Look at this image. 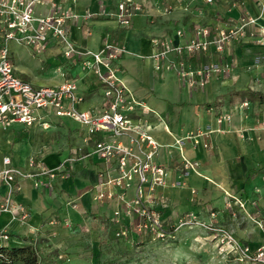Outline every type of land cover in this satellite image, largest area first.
<instances>
[{"label": "crops", "instance_id": "obj_1", "mask_svg": "<svg viewBox=\"0 0 264 264\" xmlns=\"http://www.w3.org/2000/svg\"><path fill=\"white\" fill-rule=\"evenodd\" d=\"M53 1L78 14L76 20L70 19L67 22L70 37L76 46L96 50L104 42H110L126 50L118 59L123 82L138 99L145 101L162 117L163 120L160 121L150 113L148 121L150 134L160 144L156 160L167 169V183L151 193L150 199L152 206L160 212L166 223H171L169 219L179 217L180 214L198 213L200 205L214 209L215 224L224 225L222 220L226 217L237 220V217L230 216V211L225 206L226 193L241 198L250 213L259 208L264 211V129H249L264 117V101L247 99L249 105L244 109L247 117H243L244 110L234 107L242 99L232 104H213L219 98L221 86L213 79L215 76L209 79L204 88H190L172 71L154 69L151 57V39L156 35H173L176 27L192 28L198 24L214 23L218 12L222 18L233 20L237 17L238 10L232 3L241 1L250 14L258 15L261 8L257 3L253 0H134L141 5V10L132 17L131 26L123 27L110 15L118 0H76L74 3L72 0H44L37 5L36 14H47ZM101 5L104 6L103 14H100ZM85 11L92 13V16L84 18ZM258 22L264 25V10ZM250 45L252 44H232L225 49V56L231 59L230 55L235 54L238 65L242 63V54H248ZM209 55L200 56L198 61L211 57ZM197 56L194 57L195 60ZM51 57L50 55L47 59L50 61ZM65 67L68 76L76 79L77 93L84 97L78 107L100 106L103 91L94 73L82 68L80 64H66ZM235 70L237 69H232L231 73ZM16 72L18 74L17 67ZM63 80L59 76V80L53 85L60 84ZM154 82L159 86L156 94L143 87L147 84L151 88ZM163 86L167 88L164 89ZM207 103H210L209 106H206ZM225 111H231V121L219 126L215 121L216 115ZM51 122L50 128L46 130L39 126L27 128L20 123L0 129V155L10 156L12 165L22 170H29L27 160L30 156L40 157L46 166L55 167L61 159L82 144L83 131L77 125L75 129H70L69 136L73 142L71 146L66 143L62 150L51 148L53 145L47 146L44 140L52 130L58 128L61 142L68 133L64 130L65 122L62 118H54ZM196 130L207 132L201 141H207L208 147H203L201 142L195 145L184 138L186 134ZM210 130L213 131L208 132ZM39 131L44 142H35L36 132ZM177 139H183L181 144L176 142ZM182 156L199 163L198 173L191 170L184 173ZM102 169L104 165L97 158H83L74 163L70 178L52 180L51 188L35 187L32 179H21L16 199L28 208V221L32 223L60 218L82 224L90 214H107L113 207L122 206L116 198L102 203L92 200L97 174ZM6 189V186H1L0 193L3 194ZM161 197L166 199V206L161 204ZM229 200L231 208L237 214L242 212L234 198ZM246 222V228H249L250 220L247 218ZM2 228L20 236L29 232L25 225L14 220L7 212L0 213V229ZM260 233L259 239L250 236L241 241L255 247L264 241L262 231ZM16 241L22 242L18 239Z\"/></svg>", "mask_w": 264, "mask_h": 264}, {"label": "built area", "instance_id": "obj_2", "mask_svg": "<svg viewBox=\"0 0 264 264\" xmlns=\"http://www.w3.org/2000/svg\"><path fill=\"white\" fill-rule=\"evenodd\" d=\"M75 1L72 0L73 3ZM43 2L44 0H0V129L20 123L27 128L39 126L46 130L50 128L54 118H68L82 128V144L61 159L55 167L46 166L40 157L30 156L27 160L29 170H22L12 165L10 156L0 155V187H7L3 194L0 193V213L7 212L22 223L28 222L30 211L16 199L21 179H32L35 187L51 188L52 180L71 177L75 162L95 157L104 165V169L97 174L93 201L102 203L118 199L122 206L113 211L112 219L120 220L121 213L130 217L135 236L145 235L157 240L173 237L180 225L189 224L193 220L188 218L180 219L179 224L166 223L151 204V193L167 183V169L156 160L160 144L149 132L147 116L156 112L145 101L138 99L123 82L118 59L126 50L110 42H104L96 50L76 46L70 37L67 22L70 19L76 20L78 14L70 8H62L55 1L47 14H36L37 5ZM140 10L141 5L134 0H118L110 15L119 25L129 27L132 17ZM103 13L104 6L101 5L100 14ZM83 16L90 18L92 13L85 11ZM237 32L232 28L205 24L190 31L177 29L174 32L176 41L170 36L153 37L151 57L154 69H173L188 87L204 88L210 74L224 73L227 71V64L208 63L203 67L193 68L186 58L209 50L221 52L224 43ZM11 42L25 45L35 54H42L55 46L65 63L80 64L82 68L92 71L103 91L101 105L79 108L78 104L83 102L84 97L77 93L76 79L68 76L66 67L63 69L64 66L61 65L57 67L59 75L64 78L60 84L34 86L23 80L17 74L11 59ZM248 105L249 101L244 99L234 107L244 110ZM157 116L163 120L160 115ZM243 117H247L245 110ZM231 118V111H225L217 114L215 121L220 126L223 122H230ZM256 128L263 130L264 122H258ZM205 135L207 132L196 130L189 132L184 138L195 145L201 142L203 147H208L207 141H201ZM182 140L177 139L176 142L181 144ZM198 164L197 161L182 156L185 174L189 170L198 173ZM228 196L234 198L241 208L244 207L241 199L231 194ZM230 198L226 206L231 208ZM160 202L165 205L166 199L161 197ZM210 215L214 218L215 213L211 212ZM263 220L254 222L264 229ZM203 225L217 241L219 252L248 264H264V241L251 247L225 226L215 224L213 219L209 224ZM129 233L130 230L126 227L120 226L115 230L116 237L124 238ZM2 237L7 238V235L2 234Z\"/></svg>", "mask_w": 264, "mask_h": 264}, {"label": "rangeland", "instance_id": "obj_3", "mask_svg": "<svg viewBox=\"0 0 264 264\" xmlns=\"http://www.w3.org/2000/svg\"><path fill=\"white\" fill-rule=\"evenodd\" d=\"M253 1L261 8V12L258 15L250 14L241 1L232 3V6L237 7L238 10V15L235 19L226 20L219 16L220 12H218L214 18L216 22L211 24L206 23L213 27L232 28L238 31L235 33V36L230 37L224 43L221 52L216 53L209 50L206 53L196 54V56L199 55L196 60L194 59L196 56L189 59L186 58L193 68H200L208 63L224 62L227 64V71L224 73L212 72L209 76V79L215 76L213 79L216 80L217 85H221L220 94L218 95L219 103L232 104L238 102L240 99L244 100L245 98H241L238 91L245 88L260 90L264 93V25L258 22L259 18L263 15L264 0ZM167 9L169 10L168 7ZM202 25L205 24H198L192 28L176 27L174 32L177 29H187V31H190ZM161 36H170L173 41L177 40L174 33L173 35L160 34L155 37ZM246 43H251L252 45L249 46L248 54H242V63L237 65L236 61H238V57L235 54L230 55L231 59L225 56V49L228 46L232 44L244 45ZM10 54L11 59L17 67L19 76L23 80L31 82L34 86L55 84L60 76L57 71L58 65L64 66L63 69H65L66 64L68 65L60 57V51L55 46L49 48L47 52L35 54L25 45L11 42ZM209 54L211 57H205L206 59L202 60V62L198 61L200 56ZM50 55L52 56V60L49 61L47 58ZM170 58H173V56L170 55ZM232 69L237 70L231 73ZM169 71L175 74L173 69H169ZM177 78L179 79L178 76ZM148 86L146 84L143 87H147V91L150 90L153 94H156L159 90L157 82H154V86L151 88ZM163 87L164 89L167 88L166 86ZM154 111L156 112L153 113L154 115H160L156 110ZM157 118L161 121L159 116ZM147 119L149 120L148 116ZM62 120L65 122L64 130L68 132L66 135L63 134L65 135L62 140L63 142H61L60 138L62 137L58 128L52 130L45 140L41 136V131L36 132L35 142H38V140L42 142L44 140L45 142H43L47 146L52 144L51 148L54 147L61 150L66 143L71 146L73 142L69 135L78 123L68 118H62ZM260 121L264 122V117L260 118ZM256 126L257 123L249 127V129L262 131L256 128ZM228 194L226 193L225 195L227 196L225 206L230 197ZM243 204V208L238 205L242 211L238 212V214L233 208L226 206L230 211V216L233 218L237 217V220L223 217V226L231 230L240 240H245L246 237L250 236L251 238L259 239L261 231L264 237V229L261 225L254 222V220L264 219V211H261V208H259L250 213L249 210H246L244 201ZM200 208L198 213L187 212L180 214L179 217H171L169 221L172 224L173 222L179 224L180 219L186 220L192 218L193 221L189 224L180 225L173 237H168L164 240L153 239L145 235L135 236L132 231L133 221L130 217L121 213L120 220H118L119 218L117 220L112 219L113 211L118 209L117 207H113L114 210L112 209L113 211L111 210L107 214L96 215L95 213V215L92 214L93 216L91 214L88 215L82 224H75L71 220L66 221L60 218H53L49 221L48 219L41 220L36 223H32L31 221L22 223L13 218L20 224L25 225L29 232L20 236L2 228L0 229V244L19 246L25 242L23 239L29 240L35 249L38 264H248L219 252L217 241L212 238L209 229L203 225V223L207 225L212 221L213 217L210 213L215 211L208 206L200 205ZM247 218L250 220L249 228H246ZM120 226L130 230L129 236L124 238L115 236V230ZM240 229H244V231L241 232L239 231ZM2 234H6L7 238L2 237ZM17 239L22 242H17Z\"/></svg>", "mask_w": 264, "mask_h": 264}, {"label": "trees", "instance_id": "obj_4", "mask_svg": "<svg viewBox=\"0 0 264 264\" xmlns=\"http://www.w3.org/2000/svg\"><path fill=\"white\" fill-rule=\"evenodd\" d=\"M241 98L249 99L252 101H264V93L259 90L251 88H245L238 91ZM207 103L206 106H209ZM213 104H219V98L213 101ZM38 264L36 252L29 242L25 239V242L19 246H8L0 244V264Z\"/></svg>", "mask_w": 264, "mask_h": 264}]
</instances>
